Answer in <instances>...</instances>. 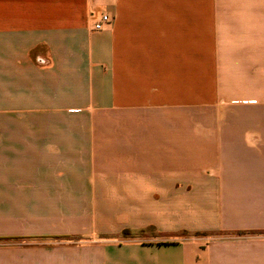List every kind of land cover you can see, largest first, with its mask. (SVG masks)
Listing matches in <instances>:
<instances>
[{"label":"crops","instance_id":"crops-1","mask_svg":"<svg viewBox=\"0 0 264 264\" xmlns=\"http://www.w3.org/2000/svg\"><path fill=\"white\" fill-rule=\"evenodd\" d=\"M0 264H264V0H0Z\"/></svg>","mask_w":264,"mask_h":264},{"label":"rangeland","instance_id":"rangeland-1","mask_svg":"<svg viewBox=\"0 0 264 264\" xmlns=\"http://www.w3.org/2000/svg\"><path fill=\"white\" fill-rule=\"evenodd\" d=\"M234 106L231 104H227L223 107L222 106H217L214 109H212V115L215 116V118H219V117H224V120L227 118L228 119V123L226 122V124H221V128L226 125L227 127L231 126L232 124L229 123L230 119L233 118L234 115ZM215 119V121H216ZM227 121V120H226ZM221 122H223V119H221ZM223 125V126H222ZM219 124L216 123V127H218Z\"/></svg>","mask_w":264,"mask_h":264},{"label":"built area","instance_id":"built-area-1","mask_svg":"<svg viewBox=\"0 0 264 264\" xmlns=\"http://www.w3.org/2000/svg\"><path fill=\"white\" fill-rule=\"evenodd\" d=\"M108 20V17L106 14L101 15V18L96 21L93 25V29H101L103 27V24Z\"/></svg>","mask_w":264,"mask_h":264}]
</instances>
